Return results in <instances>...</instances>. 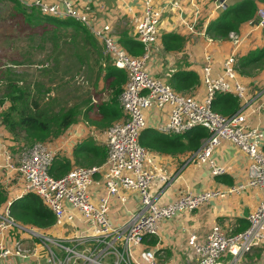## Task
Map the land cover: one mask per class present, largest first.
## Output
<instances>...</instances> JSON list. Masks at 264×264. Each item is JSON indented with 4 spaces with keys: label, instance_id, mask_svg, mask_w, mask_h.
<instances>
[{
    "label": "built area",
    "instance_id": "obj_1",
    "mask_svg": "<svg viewBox=\"0 0 264 264\" xmlns=\"http://www.w3.org/2000/svg\"><path fill=\"white\" fill-rule=\"evenodd\" d=\"M21 1L44 13L80 20L102 41L103 49L114 65L125 69L127 74L119 95L125 116L102 131L93 133L107 146V155L102 164L87 167L75 165L60 176L49 172L56 155L64 154L63 147L57 144L58 138L37 141L31 145L28 153L12 151L7 141H0V156L7 163L0 167L3 172L0 174V186L9 188L16 178H21L19 193L0 206V260L15 255L31 258L32 264H168L159 261L153 250L139 247L144 237L155 236L162 219L176 212H192L210 197L220 196L224 192L217 188L188 190L167 202L152 193L155 176L152 152L138 140L140 131L149 126L147 118L151 113V119L158 113L164 116L162 125L150 126L162 132L180 133L196 125L206 127L209 133L194 150V156L199 161L209 162L213 174L224 172L223 167L212 164L213 148L222 140L237 145L249 159L246 184L261 190L258 206L248 216L249 225L246 228L230 232L220 225H214L202 239L194 232L188 235L187 243L195 255L192 264H238L254 246L264 244L262 131L248 120L249 115L261 108L262 94H250L246 76L235 69L241 43L236 31L229 32L233 44L221 60V72L215 75L211 72L213 56L206 53L205 45L200 86L202 84L206 92L198 96V88L189 94L175 91L164 76L153 72L150 55L162 47L159 25L163 6L156 0H143V13L134 25L132 36L144 48L139 55L130 54L113 40L109 34L110 25L105 24L100 28L89 26L86 16L75 9L69 0ZM189 1L194 3L195 0ZM211 1L213 7L209 14L226 7V0ZM60 2L64 8L60 7ZM172 5L178 6L177 3ZM199 15V7H196L191 20L181 17L184 27L190 32L196 31ZM248 23L255 27L264 25L263 6L257 8L255 17ZM205 36L208 40L212 39L207 32ZM171 60V57H166L162 63H171ZM218 90L237 95L241 99L239 109L227 115L212 108V98ZM10 171H14V175ZM228 190L234 191L237 187H229ZM26 192L37 194L53 212L55 221L49 227L21 223L10 215L12 200ZM134 193L139 197L138 209L126 223L114 226L109 218L112 203L125 205Z\"/></svg>",
    "mask_w": 264,
    "mask_h": 264
},
{
    "label": "trees",
    "instance_id": "obj_2",
    "mask_svg": "<svg viewBox=\"0 0 264 264\" xmlns=\"http://www.w3.org/2000/svg\"><path fill=\"white\" fill-rule=\"evenodd\" d=\"M6 1V0H1ZM9 1V0H8ZM14 2L11 17L15 19V26L29 30V37H33L32 48L45 49L51 45L60 49V41L65 32L71 29L74 35L72 40L79 41V45L87 48L95 56L91 64L94 77L90 84L88 95L80 102L68 107L54 109L52 103L45 98L50 88L44 84H36V88L19 83V79L12 76L8 68L0 70V128L4 135L11 140V146L18 150L26 145L31 146L37 141H51L61 137L65 131L79 119L91 128L104 129L115 121L124 118L125 113L119 103V95L126 81L125 69L114 65L109 54L101 52L99 40L89 27L80 20L68 16H57L41 12L35 6H26L21 0ZM264 7V0H235L222 9L211 19L206 32L215 40L226 39L230 31H238L240 25L256 15L259 6ZM264 40V25L262 26ZM161 51H183L185 36L176 31L161 33ZM75 41V42H76ZM120 43L132 55L143 52V44L133 36H122ZM61 55L63 52L61 50ZM51 53H47V58ZM182 64L168 70L166 81L178 92H193L200 86L198 71L190 67L184 55ZM15 63L17 60H13ZM59 62L51 71V81L58 82L64 79L63 74L55 71ZM235 69L242 76L252 77L264 70V42L263 45L247 50L237 55ZM241 99L232 92L218 90L212 98V108L223 113L231 114L237 111ZM206 127L196 125L184 132L166 133L153 127H145L139 133V142L151 151L158 153L180 154L196 150L202 140L208 135ZM107 155V147L90 135H85L71 148L70 155L58 153L52 162L49 172L54 176L66 173L75 165L93 166L103 163ZM6 189L0 186V206L7 201ZM10 215L21 223L33 224L47 228L54 221L55 216L43 200L33 192H26L22 197L12 200ZM249 225L246 218H237L234 228L230 232L240 231ZM149 243L156 242L151 236Z\"/></svg>",
    "mask_w": 264,
    "mask_h": 264
},
{
    "label": "crops",
    "instance_id": "obj_3",
    "mask_svg": "<svg viewBox=\"0 0 264 264\" xmlns=\"http://www.w3.org/2000/svg\"><path fill=\"white\" fill-rule=\"evenodd\" d=\"M54 2L58 0H48ZM73 7L86 16L87 24L91 27L110 25L109 34L113 40L121 45V37L132 36L134 25L143 13V0H69ZM163 6L162 18L159 29L160 34L165 31H176L185 36L183 51H164L161 48L154 50L150 55V64L155 74H161L163 70L162 60L171 57V63L166 65L172 70L182 64L185 55L191 68L199 73L203 64V52L211 54V72L213 75L221 72L222 58L229 53L233 40L228 34L226 39L208 40L205 31L208 22L216 17L222 9H216L209 14L212 6L211 0H156ZM235 0H226V6ZM177 3L178 6H173ZM60 7L64 4L60 2ZM199 7V18L195 24L196 31L190 32L182 23V18L191 20L195 8ZM226 8V7H225ZM86 25V24H85ZM241 43L238 47V56L249 49L263 45L262 26L255 27L244 22L236 31ZM210 36V35H209ZM211 37V36H210ZM209 42V43H207ZM122 46V45H121ZM159 66L160 72L154 70ZM173 65V66H172ZM175 65V66H174ZM248 77V76H246ZM250 94L260 92L261 108L249 115V123L262 131V145L264 147V70L259 74L248 77ZM200 86L198 87V89ZM159 113L154 118H158ZM153 114H148L151 119ZM5 133V132H4ZM0 128V141H7L11 145L9 137L4 135ZM4 139V140H3ZM202 144V143H201ZM151 151V150H150ZM153 156L152 170L155 172L151 185L153 194L160 196L163 202L177 199L186 191H201L208 188H217L224 193L220 196L210 197L196 209L189 213L176 212L169 218L162 219L158 223L157 234L153 237L156 242L149 243L151 238L145 236L140 248H149L154 251L157 259L168 264H192L194 251L187 243L190 233H195L199 239L214 225H220L225 229L236 226L237 218H246L257 208L261 190L257 186L247 185L248 157L237 145L222 140L215 146L211 153L212 164L223 167L224 172L213 174L211 164L207 161H199L194 156V151L180 154L158 153L151 151ZM237 187L230 191L229 187ZM139 197L131 194L125 205L112 203L109 218L114 226H119L128 221L132 213L138 209ZM242 259V264H260L264 262V244L254 246ZM0 260V264H32L31 258H23L15 255Z\"/></svg>",
    "mask_w": 264,
    "mask_h": 264
},
{
    "label": "rangeland",
    "instance_id": "obj_4",
    "mask_svg": "<svg viewBox=\"0 0 264 264\" xmlns=\"http://www.w3.org/2000/svg\"><path fill=\"white\" fill-rule=\"evenodd\" d=\"M13 6L14 2L11 0H6L4 2L0 0V70L4 71V69L8 68L7 71H11V75L18 78L20 84H27L30 88H36L37 83L39 84V88L43 84L49 87L50 90L45 94V99L52 103L54 109H58L59 107L65 108L73 103L80 102L84 96L88 95V91L91 87L90 84L94 77V74H92V65L90 64L88 67L84 64L86 61L95 63V56L93 53L87 48L79 45V41H76L77 39L75 40L76 42L72 40L74 33L71 29L68 30V32L66 31L65 35L61 38L63 40L60 41V45L65 44L63 47H60V49H54L51 45L45 49L32 48L31 44L34 42L35 38L29 37V30L15 26V19L11 17L12 14H10ZM98 40L101 45V52L107 54L103 49L102 41L100 39ZM61 50L63 55L60 54ZM48 52L51 53V55L47 58ZM13 60H17V62L15 63ZM58 62L59 65L55 72L58 74L65 73L63 74L64 79L61 81V86H58V82L54 83L51 81L50 74ZM166 65L169 66L170 64L164 63L163 70L161 71L159 66L155 64L154 70H157V73L161 71V74L158 75L167 77L168 68H166ZM199 70V75H202L201 68ZM245 81L246 84L249 82L248 77H245ZM262 85H264V83ZM1 92L0 90V93ZM205 92V88L201 84L197 91L198 96H203ZM184 93H188V91ZM163 111H165V108ZM164 119L163 115L156 119L147 118V125H162ZM102 130L103 129L100 130L94 127H88L83 120L79 119L76 124L68 127L65 133L58 138L57 144L63 147L65 155H70L73 145L85 135H90L97 141L106 145L105 142L99 140L100 138L98 139L95 134H93L94 132ZM30 147L31 146L26 145L16 151L28 153ZM10 149L15 151L13 146H10ZM4 164L7 165L3 156H0V167ZM10 172L13 175L15 173L14 171ZM0 174H3V172L0 171ZM5 189L8 199H11L15 194H18L21 189V178H16L11 187H5ZM0 212H2L1 208ZM241 261L238 264H242ZM260 264H264V262Z\"/></svg>",
    "mask_w": 264,
    "mask_h": 264
}]
</instances>
